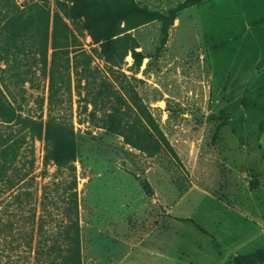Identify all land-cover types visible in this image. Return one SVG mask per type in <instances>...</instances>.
I'll return each mask as SVG.
<instances>
[{"label":"rangeland","instance_id":"374dc122","mask_svg":"<svg viewBox=\"0 0 264 264\" xmlns=\"http://www.w3.org/2000/svg\"><path fill=\"white\" fill-rule=\"evenodd\" d=\"M13 1L56 10L55 0ZM135 1L165 11L184 0ZM130 35L151 55L139 69L130 56L111 67L82 32L60 82L54 113L75 138L82 264H236L264 252V0H202L182 10L159 57V23ZM74 49L89 55L87 72ZM37 57L33 46L20 66L0 58V92L16 114L45 122L48 78ZM101 81L129 120L145 109L169 147L149 156L105 131L104 113L117 103L94 98ZM5 139L16 144L10 167L0 158V223L13 224V238L3 228L0 264H24L28 236L52 211L56 183L69 178L45 164L43 140L18 124L0 122V150ZM57 195L65 197L60 188Z\"/></svg>","mask_w":264,"mask_h":264},{"label":"trees","instance_id":"16d2710c","mask_svg":"<svg viewBox=\"0 0 264 264\" xmlns=\"http://www.w3.org/2000/svg\"><path fill=\"white\" fill-rule=\"evenodd\" d=\"M201 1L184 0L165 11H159L142 6L135 0H55L56 10L51 16L48 9L36 3H30L26 9H21L13 0H0L1 60L5 65H9L11 61L13 66H20L18 56L26 54L36 46V63L41 65L43 74H47L48 78L45 122L16 114L15 110L2 100L1 92L0 122L18 124L22 131H27L31 139H42L45 164L53 165L59 175L69 178L65 183H53L54 195L50 199L52 211L47 217L43 214L38 217L35 235L31 233L28 236L29 251H24V264H82L74 167L77 157L75 138L72 127L61 122L54 113L62 102L58 96L65 73L69 69V49L75 48L78 43L77 36L86 32L97 45L98 55L111 67L122 65L124 58L130 56L133 68L139 69L142 61L151 58V55L137 50L139 46L130 35L131 31L150 23H159V39L153 54L154 57H159L166 45L168 31L178 14ZM27 40L31 41L29 45L25 44ZM48 47L51 50L49 62ZM73 52L76 53L74 58L80 59L83 65L81 72H87L89 55L77 49ZM15 75L19 76L18 73ZM21 81L25 82V78H21ZM100 86L94 98L108 102L111 97H115L117 103H111L109 110L104 113L105 131L118 135L127 145L149 156L155 155L162 146L169 147L145 109H137L138 115L129 120L126 111L120 107L121 98L112 92L107 93L108 85L104 81H101ZM42 105L43 101L40 100V110ZM258 129L264 134V116L258 124ZM2 144L4 147L0 150V158L10 167L15 158L16 142L5 139ZM146 186L150 192L149 186ZM58 188L62 190V195H65L63 199L55 196ZM46 198L48 197L45 194L41 201L42 206ZM19 199L20 194H14L10 204L17 203ZM3 228L13 238V224L0 223V234L4 231ZM31 242H34L33 246ZM260 261L264 262L263 251L235 258L236 264H256Z\"/></svg>","mask_w":264,"mask_h":264}]
</instances>
